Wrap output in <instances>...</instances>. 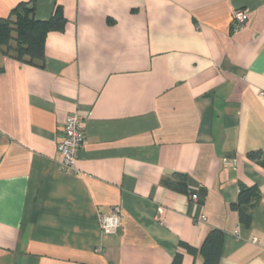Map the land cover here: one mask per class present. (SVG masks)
Segmentation results:
<instances>
[{
	"label": "crops",
	"instance_id": "0c3cea01",
	"mask_svg": "<svg viewBox=\"0 0 264 264\" xmlns=\"http://www.w3.org/2000/svg\"><path fill=\"white\" fill-rule=\"evenodd\" d=\"M27 1L0 0V17ZM33 1L66 24L36 64L0 51V264H202L180 243L210 228L219 264H264V167L247 155L264 153V0ZM69 113L85 134L73 171L57 149ZM252 184L246 226L230 204Z\"/></svg>",
	"mask_w": 264,
	"mask_h": 264
},
{
	"label": "trees",
	"instance_id": "16d2710c",
	"mask_svg": "<svg viewBox=\"0 0 264 264\" xmlns=\"http://www.w3.org/2000/svg\"><path fill=\"white\" fill-rule=\"evenodd\" d=\"M34 1L20 2L14 6L11 12L0 17V51L3 55L19 62L36 64L44 55L45 37L49 31H62L66 19L60 6L55 5L50 18L38 20L34 18ZM248 157L264 167V153L260 150L249 151ZM172 185L178 183L177 189L186 191L184 177ZM260 192L255 184L239 186L237 200L230 207L238 212L239 221L249 226L251 212L259 202ZM223 232L218 228H210L206 233L199 248L180 243L189 253L199 254L203 258L202 264H219ZM182 254L177 252L171 264H181Z\"/></svg>",
	"mask_w": 264,
	"mask_h": 264
},
{
	"label": "built area",
	"instance_id": "2783aa9c",
	"mask_svg": "<svg viewBox=\"0 0 264 264\" xmlns=\"http://www.w3.org/2000/svg\"><path fill=\"white\" fill-rule=\"evenodd\" d=\"M248 18V12L242 8H236L232 13L231 30L241 29ZM62 135L57 141V149L60 155L61 167L67 171L75 169V160L78 149L85 141L84 126L81 116L77 113H69L65 120ZM192 198H196L193 194ZM203 220V217H201ZM103 233L111 234L118 231L121 226L119 212L113 210L111 213L103 214L100 217Z\"/></svg>",
	"mask_w": 264,
	"mask_h": 264
}]
</instances>
